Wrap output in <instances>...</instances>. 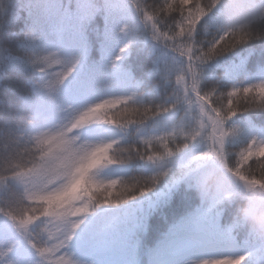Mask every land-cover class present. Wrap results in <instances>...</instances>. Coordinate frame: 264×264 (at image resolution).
Masks as SVG:
<instances>
[{
  "label": "snow or ice",
  "instance_id": "6c2138e0",
  "mask_svg": "<svg viewBox=\"0 0 264 264\" xmlns=\"http://www.w3.org/2000/svg\"><path fill=\"white\" fill-rule=\"evenodd\" d=\"M225 8L0 0V89L16 97L0 124V264H264V237L239 215L220 225L233 192L200 197L154 246L143 244L149 217L206 166L264 193V122L247 115L264 113V68L249 72L242 60L209 70L264 41V0L255 28L226 27ZM144 46L159 103L145 101L125 65ZM25 73L27 95L5 86Z\"/></svg>",
  "mask_w": 264,
  "mask_h": 264
},
{
  "label": "trees",
  "instance_id": "16d2710c",
  "mask_svg": "<svg viewBox=\"0 0 264 264\" xmlns=\"http://www.w3.org/2000/svg\"><path fill=\"white\" fill-rule=\"evenodd\" d=\"M93 60L99 59V53L93 51L91 54ZM242 60L245 61L249 72H256L260 68H264V41H255L243 49L235 51L221 57L218 61L210 66V71H214L217 75L222 74L225 67L232 64H239ZM152 57L150 55V46H144L140 51L132 52L126 59L125 65L132 73L135 80L140 82L139 91L144 94L145 101H154L159 103L163 99L164 89L158 87L160 78L158 75L146 77L145 71L151 66ZM219 65V67H217ZM33 77L30 74H11L5 81L6 87H11L17 91L19 95H27L31 91V85L23 81H30ZM211 83V82H210ZM16 101V97L7 94L3 89H0V124H4L3 117L12 109ZM250 118L258 122H264V113H249ZM139 169V165L133 166V172ZM237 201L225 203L222 207L225 209L220 219L221 227L230 225L234 218L238 215ZM201 206V199L197 191L193 187H188L185 184L179 185L174 191L168 206L155 212L149 217L148 232L143 237V244L146 246H154L155 243L162 238L168 227L178 220L180 217L188 214L196 207Z\"/></svg>",
  "mask_w": 264,
  "mask_h": 264
},
{
  "label": "clouds",
  "instance_id": "9594fccd",
  "mask_svg": "<svg viewBox=\"0 0 264 264\" xmlns=\"http://www.w3.org/2000/svg\"><path fill=\"white\" fill-rule=\"evenodd\" d=\"M224 2L226 27L234 25L256 27L258 0H224ZM191 182L199 197L204 200L218 199L226 192L235 193L239 217L248 230L259 237H264V193L259 190L249 191L224 170L211 165L196 172Z\"/></svg>",
  "mask_w": 264,
  "mask_h": 264
}]
</instances>
